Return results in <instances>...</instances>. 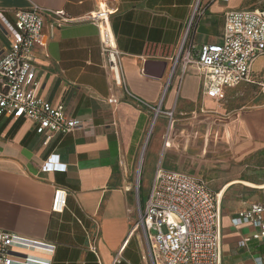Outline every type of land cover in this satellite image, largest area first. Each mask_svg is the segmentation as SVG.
<instances>
[{"label":"crops","instance_id":"0c3cea01","mask_svg":"<svg viewBox=\"0 0 264 264\" xmlns=\"http://www.w3.org/2000/svg\"><path fill=\"white\" fill-rule=\"evenodd\" d=\"M102 1L115 8L111 20L121 52L124 84L115 86L114 103L99 29L85 18ZM196 2L0 0V10L11 19L15 9L35 5L43 9L44 32L53 34L47 47L36 52L38 92L83 122L72 132L54 133L45 143L47 136L37 133L34 121L0 115L1 230L55 242L53 264H113L123 245L117 264H151L142 257L147 246L142 228L131 234L147 197L140 196L144 158L152 159L154 176L163 167L206 181V164L233 160L264 138V129L258 128L264 121V106L253 113L221 115V100L204 93V78L196 65L189 64L184 72L179 65L163 96ZM242 4L243 0H200L187 39L194 55L202 44L222 41L225 12ZM57 10L74 20L57 25L61 19ZM4 43L0 27V44ZM233 88H227L226 95ZM127 90L154 105L163 101L164 109L175 108L174 126L169 130L165 115L154 122L152 110ZM202 129L203 144L198 147ZM51 155L66 169L43 171V162ZM260 185L264 183L235 176L219 192L223 264H258L257 257L264 259V245L255 240L239 244L253 227L233 224L238 212L264 202V194L255 196L245 188L264 189ZM57 186L68 191L63 212L52 210Z\"/></svg>","mask_w":264,"mask_h":264},{"label":"built area","instance_id":"2783aa9c","mask_svg":"<svg viewBox=\"0 0 264 264\" xmlns=\"http://www.w3.org/2000/svg\"><path fill=\"white\" fill-rule=\"evenodd\" d=\"M199 8L200 0H197L174 57L163 96L179 65H182L183 72L189 64L196 65L204 78V93L218 100L226 97L227 88L251 83L257 76L253 66L258 58L264 56V9L242 7L227 10L222 41L202 44L194 55L187 39ZM114 11V7L105 3V6L100 4L85 16L99 29L101 51L112 79L113 103L117 100L115 86L124 84L121 52L111 20ZM56 13L61 18L57 25L74 20L64 10ZM12 14L13 19L0 10V27L7 39V43L0 44V115L9 114L34 121L37 133L47 136L44 141L47 143L54 133L72 132L83 122L68 116L63 104H55L38 92L36 52L47 47L53 34L44 32L43 9L35 5L15 9ZM127 93L152 110L154 122L157 117L165 115L169 120V130L174 126L175 108L164 109L163 101L154 105L129 90ZM166 144L169 145L168 141ZM66 167L51 155L44 160L42 170L56 171ZM67 196L68 191L57 186L52 210L63 212ZM233 224L253 227L252 234L239 243L241 246L252 240L264 245V202L253 203L238 212ZM137 228H142L147 245L142 250V257L151 264H223L219 193L212 191L201 177L158 167L131 234ZM56 248L55 242L0 229V264H53ZM123 249L124 245L118 250L113 264L120 262ZM256 261L264 264L261 257Z\"/></svg>","mask_w":264,"mask_h":264},{"label":"rangeland","instance_id":"374dc122","mask_svg":"<svg viewBox=\"0 0 264 264\" xmlns=\"http://www.w3.org/2000/svg\"><path fill=\"white\" fill-rule=\"evenodd\" d=\"M105 5L102 1V6ZM242 6L264 9V0H243ZM192 23L191 29L193 27ZM191 29L189 34L191 33ZM254 72L258 73L254 77V81L249 84L239 85L227 93L226 97L219 101V110L221 115L228 116L230 114H237L240 111H246L253 113L256 110L264 106V56L260 57L253 66ZM247 114V113H244ZM259 117V115H258ZM258 128L264 129V121L260 120ZM202 129L197 146H202ZM152 137H149L148 144ZM225 144H221L223 147ZM212 148V144L209 145ZM146 153V152H145ZM199 153H195L198 156ZM148 156V155H147ZM144 158L142 167L140 168L141 174V195L147 196L150 183L153 181L154 169L152 166V159L148 160V157ZM210 157L219 158L225 157L223 154L213 155ZM137 175V172H136ZM135 175V176H136ZM245 177L252 179L258 183H264V138L256 139L255 146L250 151L243 155L226 162L212 163L205 165V179L208 182V186L214 192H220L223 185L231 178ZM136 178V177H135ZM248 192L255 196H263L264 189L245 187ZM231 189H229L230 191ZM228 194V193H225Z\"/></svg>","mask_w":264,"mask_h":264},{"label":"bare ground","instance_id":"6f19581e","mask_svg":"<svg viewBox=\"0 0 264 264\" xmlns=\"http://www.w3.org/2000/svg\"><path fill=\"white\" fill-rule=\"evenodd\" d=\"M259 187H262V188H263V187H264V185H260Z\"/></svg>","mask_w":264,"mask_h":264}]
</instances>
